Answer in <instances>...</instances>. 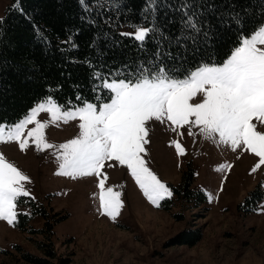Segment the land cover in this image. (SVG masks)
Wrapping results in <instances>:
<instances>
[{
    "label": "rangeland",
    "instance_id": "1",
    "mask_svg": "<svg viewBox=\"0 0 264 264\" xmlns=\"http://www.w3.org/2000/svg\"><path fill=\"white\" fill-rule=\"evenodd\" d=\"M10 2L0 0V17ZM135 30L121 28L124 34ZM203 99L198 93L189 102ZM37 119L48 125L45 139L54 148L37 150L31 139L25 149L19 141L0 142L4 158L29 177L25 188L30 193L17 202L14 224L0 219V264H38L26 254L44 258V264H264V165L252 171L260 158L251 150L233 149L193 124L176 127L166 119L148 121L141 155L172 192L157 206L127 165L114 159L104 162L100 176L60 174L59 145L80 135L81 121L77 117L53 123L46 111ZM34 127V122L28 124L22 138ZM189 164L195 171L191 189L196 195L197 190L204 193V204L197 196L175 190ZM104 175L105 188L121 193L123 206L115 220L100 207L99 181ZM40 210L46 215L38 214ZM191 227L202 228L197 243L173 242Z\"/></svg>",
    "mask_w": 264,
    "mask_h": 264
},
{
    "label": "snow or ice",
    "instance_id": "2",
    "mask_svg": "<svg viewBox=\"0 0 264 264\" xmlns=\"http://www.w3.org/2000/svg\"><path fill=\"white\" fill-rule=\"evenodd\" d=\"M160 7L159 0H146V11L154 18L153 22L150 26L136 25L134 34L124 35H134L142 44L162 35L155 21ZM193 7L188 0H182L175 10L183 14V28L197 37L202 34L207 42L211 39L210 29L204 30L203 21L198 18L201 13L194 12ZM231 19L240 27L241 38L226 59L219 62L209 59L195 70L183 73L157 60L151 67L141 66L124 77H101V86L108 90L109 96L99 109L97 103L84 102L82 107L70 110L46 97L22 119L8 125L0 122V142L19 141L20 148L25 149L31 139L37 150L54 148L45 139L44 129L48 125L37 119L38 114L50 113L53 123L78 117L80 135L59 145L60 174L73 178L100 176L104 162L114 159L127 165L145 196L157 206L172 192L141 155L147 143L145 125L153 119L161 122L166 119L176 127L193 124L209 138L218 135L220 142L230 144L233 149L243 146L251 150L260 158L252 169L255 172L264 165V131L257 130L264 128V21L245 34L240 14L233 13ZM66 43L71 44L72 38ZM198 93L203 95V101L190 103ZM33 122L36 127L28 131L27 138H22L26 126ZM174 143L179 154L184 155L180 143ZM106 180L104 175L99 181L100 207L103 214L115 220L123 206L121 193L112 187L105 188ZM25 182H29V177L0 153V219L10 224L16 222L17 202L30 195Z\"/></svg>",
    "mask_w": 264,
    "mask_h": 264
},
{
    "label": "trees",
    "instance_id": "3",
    "mask_svg": "<svg viewBox=\"0 0 264 264\" xmlns=\"http://www.w3.org/2000/svg\"><path fill=\"white\" fill-rule=\"evenodd\" d=\"M181 2L159 0L155 21L162 35L142 44L121 28L150 26L154 18L146 11V0H11L0 17V122L22 119L46 97L63 108L107 102L101 77H124L157 60L181 73L209 59L222 61L241 38L233 13L242 17L245 34L264 21V0H188L201 13L204 30L210 29L211 39L205 42L202 34L197 37L183 28V14L175 10ZM69 37L71 44L66 43ZM194 174L189 164L175 190L204 204V193L197 190L196 195L191 189ZM202 232L201 227L185 228L172 240L194 245ZM26 256L45 263L44 258Z\"/></svg>",
    "mask_w": 264,
    "mask_h": 264
}]
</instances>
